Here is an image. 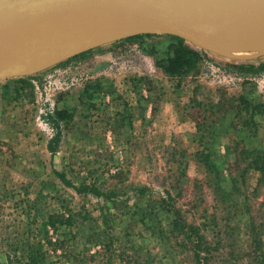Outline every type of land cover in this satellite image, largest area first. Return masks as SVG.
Returning a JSON list of instances; mask_svg holds the SVG:
<instances>
[{
    "label": "rangeland",
    "instance_id": "374dc122",
    "mask_svg": "<svg viewBox=\"0 0 264 264\" xmlns=\"http://www.w3.org/2000/svg\"><path fill=\"white\" fill-rule=\"evenodd\" d=\"M132 38L0 81V264H198L170 206L211 264H264V69L170 76L172 36Z\"/></svg>",
    "mask_w": 264,
    "mask_h": 264
},
{
    "label": "water",
    "instance_id": "95a60500",
    "mask_svg": "<svg viewBox=\"0 0 264 264\" xmlns=\"http://www.w3.org/2000/svg\"><path fill=\"white\" fill-rule=\"evenodd\" d=\"M217 5L206 0L205 7ZM63 35L84 42L82 52L140 35H171L224 58L257 60L264 57V0L212 16L198 0H0V81L51 68L46 44Z\"/></svg>",
    "mask_w": 264,
    "mask_h": 264
},
{
    "label": "trees",
    "instance_id": "16d2710c",
    "mask_svg": "<svg viewBox=\"0 0 264 264\" xmlns=\"http://www.w3.org/2000/svg\"><path fill=\"white\" fill-rule=\"evenodd\" d=\"M172 38L176 41V44L173 45L174 51L159 64V66L162 67V69L170 76H185L190 74L194 69H196L199 62H201L205 57L209 56V52L199 48L195 49L188 46L186 44V41L180 37L172 36ZM83 55H85V53L81 56ZM70 61H72V59H69L65 63H68ZM246 62L247 63L238 65L237 68L247 71H252L256 68H258L257 71L264 69V62H262L261 58ZM57 115L60 120H69L74 117V112H72L71 110H61L57 113ZM59 142L60 136L50 142L49 149L52 153L56 152V145L57 143L59 144ZM76 189L80 193H89L97 196L108 195L107 193H104L102 190H100L97 186L90 187L87 185L81 186ZM135 192L138 194V196H144L148 191L147 188L140 187L136 188ZM168 198L169 199L166 198V200L163 199V201L169 202V200L172 198L170 194L168 195ZM168 209V211L172 213L174 218V230H182L181 233H189L192 234V238H197V240L193 242V248L197 257L198 264H211V259L214 258V255L212 254L213 249L211 250L208 242H206L202 238L198 228L188 225L182 218L181 213L177 209L173 208V206H170V208ZM257 246V250L263 251L261 252L260 257H264V240L258 241Z\"/></svg>",
    "mask_w": 264,
    "mask_h": 264
},
{
    "label": "bare ground",
    "instance_id": "6f19581e",
    "mask_svg": "<svg viewBox=\"0 0 264 264\" xmlns=\"http://www.w3.org/2000/svg\"><path fill=\"white\" fill-rule=\"evenodd\" d=\"M249 0H218V5L215 9L205 7L206 0H198L204 6L207 15L212 16L218 10L220 11H236L239 6ZM256 12V11H255ZM254 12V13H255ZM87 45L82 42L77 36H61V38H52L47 44L45 51L49 54L53 61H59L67 58L78 50H84Z\"/></svg>",
    "mask_w": 264,
    "mask_h": 264
}]
</instances>
